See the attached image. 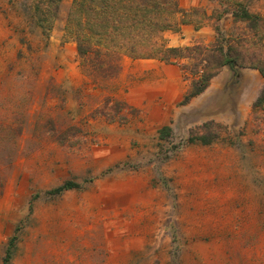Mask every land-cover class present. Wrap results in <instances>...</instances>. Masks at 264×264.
Listing matches in <instances>:
<instances>
[{
	"label": "rangeland",
	"instance_id": "1",
	"mask_svg": "<svg viewBox=\"0 0 264 264\" xmlns=\"http://www.w3.org/2000/svg\"><path fill=\"white\" fill-rule=\"evenodd\" d=\"M73 1L52 26L45 2L0 0V264H264L259 71L224 68L187 104L179 64L92 71L66 36ZM178 2L212 16L190 45L242 27L218 0Z\"/></svg>",
	"mask_w": 264,
	"mask_h": 264
},
{
	"label": "trees",
	"instance_id": "2",
	"mask_svg": "<svg viewBox=\"0 0 264 264\" xmlns=\"http://www.w3.org/2000/svg\"><path fill=\"white\" fill-rule=\"evenodd\" d=\"M62 1L41 0L51 13L52 26ZM218 1L224 5V14H231L242 27L237 29V34L227 37L222 28L215 26L217 38L211 44L197 42L186 47L168 44L165 32L180 33L184 25L200 29L212 19L203 10L182 8L178 0H74L65 32L76 43L83 63L87 57L94 59L95 62L90 60L92 71L108 68L119 72L123 56L179 64L185 80L190 81L182 99V104H187L202 95L224 68L254 69L264 78V17L250 12L243 0ZM37 12L42 13L40 6ZM221 17L220 14L218 18ZM47 22V15L39 19L41 27ZM182 60L187 64H180ZM263 108L264 90L254 104V111ZM208 139L199 136L198 141L208 145L223 138L215 132ZM68 187L63 186L58 191Z\"/></svg>",
	"mask_w": 264,
	"mask_h": 264
},
{
	"label": "crops",
	"instance_id": "3",
	"mask_svg": "<svg viewBox=\"0 0 264 264\" xmlns=\"http://www.w3.org/2000/svg\"><path fill=\"white\" fill-rule=\"evenodd\" d=\"M189 8L188 7H184ZM204 33H206V39L203 38ZM169 37V39H174V38H178L179 39V45H190L191 42H193L194 40L197 39H204V43H209L210 41H212V34L211 31L208 29H196L194 27V25H184L181 29L180 33H176V34H168L167 35ZM211 44V43H210ZM174 47V46H173Z\"/></svg>",
	"mask_w": 264,
	"mask_h": 264
},
{
	"label": "water",
	"instance_id": "4",
	"mask_svg": "<svg viewBox=\"0 0 264 264\" xmlns=\"http://www.w3.org/2000/svg\"><path fill=\"white\" fill-rule=\"evenodd\" d=\"M230 69L235 73V74H238L239 73V70L236 69L235 67L231 66Z\"/></svg>",
	"mask_w": 264,
	"mask_h": 264
}]
</instances>
